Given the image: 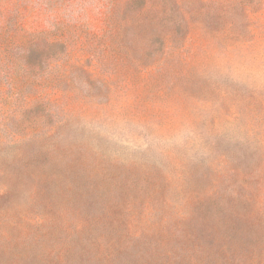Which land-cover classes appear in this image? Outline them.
<instances>
[{
  "label": "rangeland",
  "instance_id": "obj_1",
  "mask_svg": "<svg viewBox=\"0 0 264 264\" xmlns=\"http://www.w3.org/2000/svg\"><path fill=\"white\" fill-rule=\"evenodd\" d=\"M260 159L264 0H0V264H263L255 214L148 250L141 212Z\"/></svg>",
  "mask_w": 264,
  "mask_h": 264
},
{
  "label": "trees",
  "instance_id": "obj_2",
  "mask_svg": "<svg viewBox=\"0 0 264 264\" xmlns=\"http://www.w3.org/2000/svg\"><path fill=\"white\" fill-rule=\"evenodd\" d=\"M251 161L252 172L248 167L243 169L241 164L234 166V168H225V171H219L218 175L208 178V186L204 188L189 186L187 192L182 191L177 194L173 186L145 187L144 190L152 201L141 206V212L142 216L147 217L148 222L153 227L151 231L154 235L151 236L152 238H148L149 241L145 242L144 247L150 250L158 246L159 243L156 242L161 238H193L200 240L199 242L213 243L214 239L221 238L218 234L227 231L222 228V232L214 233L203 226L197 228L194 221V219L199 220L200 216L211 212L220 216L224 221L231 220V218L242 220L248 217L256 221L254 217H251V214H255L259 219L258 221L261 220L264 224V186H251L256 179L260 180L262 159L258 165L255 164L254 160L246 163ZM181 170L183 169L181 168ZM219 170H224V168ZM192 177L195 178V176ZM232 232L237 235L236 230H232ZM259 235H261L260 247L252 252L254 254L252 257H258L264 264V233ZM223 236L228 240L236 241L233 234L226 233ZM238 244L240 248L237 252L230 253L229 263L247 264L246 262L251 257H248L245 251H240L243 246L239 242Z\"/></svg>",
  "mask_w": 264,
  "mask_h": 264
}]
</instances>
